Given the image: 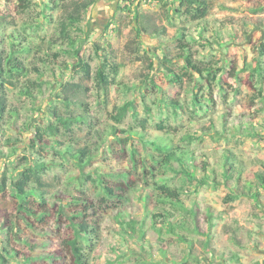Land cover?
Instances as JSON below:
<instances>
[{"label": "rangeland", "instance_id": "374dc122", "mask_svg": "<svg viewBox=\"0 0 264 264\" xmlns=\"http://www.w3.org/2000/svg\"><path fill=\"white\" fill-rule=\"evenodd\" d=\"M45 1L31 0V7L22 11L19 0H0V14L11 15L17 28H25L34 41L44 40L54 34L52 22L42 19ZM135 1L153 25L167 27L169 36L165 44L149 34L141 36L140 47L149 51L147 57L155 60V64L149 68V59L146 56L141 58L132 52L129 41L135 33L134 24L131 23L132 15L119 8L120 5H124L122 0H98L84 15V20L80 23L82 30L77 34L81 35L79 42L81 54L90 58L92 70L99 67L104 56H109L120 64L115 80L108 87L107 96L97 94L93 79L85 78L78 70L70 68L64 73L59 68L54 72L47 69L43 77L46 81L43 83V91L36 100V105L42 110L39 112L29 110L26 118L21 113L20 119H17L18 125L24 119H31L35 124L42 119L41 117L47 118L51 104H56L58 109L65 111L64 105L55 99L54 92H60L61 84L67 80L74 81L83 83V86L88 88L85 91L82 86L79 92L89 105L88 113L92 121L74 129L79 145L96 146L93 129L107 128L111 125L122 129L133 127L145 131L146 137L150 139L159 137L195 152L196 166L193 168L194 164H191L190 169L197 179L207 173L221 182L224 181L221 172L227 168V165L223 166L225 150H230L237 158L242 159L249 173L264 170V138L241 136L235 130L230 134L224 130V125H230L236 115L254 113L256 114L254 125L258 131L263 132L264 110L258 109L261 106L260 97L264 95V73L262 76L251 73L261 56L264 28L244 30L239 18L248 13L246 7L254 5L264 7V0H212L209 19L221 27L219 42L212 41L213 44L203 50L196 41H192L190 49L193 59L200 65L209 66L213 63L212 65L219 67V70L214 71V78L207 76L206 73L201 78L198 75L191 76L189 71L184 73L183 59L173 58L169 64L182 77L180 85L169 83L156 56L164 52L163 47H168L174 57L180 52L175 42L168 40L178 27L190 26V20L186 16L172 13V9L179 4L178 0ZM167 11L173 25L166 19ZM29 22L32 24H26ZM64 57L70 62L75 59L73 55L64 54ZM262 59L264 64V56ZM36 74L32 68L29 75L35 77ZM194 95L200 102H193ZM169 99L179 102L181 107L168 104ZM9 100L15 101L14 92L9 93ZM23 101L27 104L26 100ZM125 102H131L132 105L128 107L122 122L117 123L109 115L114 111V107ZM209 119H212L215 127L220 130V136L206 134L201 130L209 124ZM32 129L23 131L20 128L8 129L0 126V178L4 173L9 176L14 168L7 156L12 152V148L5 142V138L12 135L24 140V143L16 142L17 146L14 148L16 153L21 155L24 145H28L33 137ZM189 136L193 138L189 139ZM114 140V137H109L96 151L97 156L82 170L73 159L69 158L62 162L54 150L40 146L36 148L50 165V169L44 175V179L50 183L49 193L63 189L74 194L83 193L99 208L101 231L94 248L88 251L91 264H176L184 260L195 262L194 257L185 259L189 253L187 245L174 240L175 238L168 233L159 236L148 229L146 235L148 242L141 243L131 237L124 238L113 230L116 223L108 222V217L114 205L102 201L99 189L91 181H85L83 176L84 174L96 176L98 171L107 172L109 169L131 168L129 150L122 149ZM130 145L138 149L137 157H147L146 154L152 150L150 146L145 148L135 138L131 140ZM31 151L28 147L27 153ZM153 153L159 156L156 151ZM201 160L207 162L206 171L200 168ZM140 175L139 171L130 175V183L136 188L141 186L149 188L151 181L147 180L145 183L140 179ZM168 177L167 182L172 185H181L185 181L171 172ZM187 184L189 186L184 187L183 198L190 205L193 202L197 204L200 231L203 233L208 231L213 235L210 244L217 254L216 257L211 251L201 254L203 251L201 243L206 236L189 234L188 238L192 239L193 248L199 255L198 264H217L223 253L235 255L234 258L224 256L223 264H264V190L259 189L260 201L249 196L230 200L235 191L226 188L224 184L199 185L197 181ZM14 196L11 189L0 195V225L17 201ZM138 203L139 201L135 200L134 207H138L135 211L139 218L142 215V208ZM207 207H210L217 216L211 231L208 230L203 217V211ZM5 233L0 226V242L5 241ZM48 235L50 242L44 249L57 248L56 242L60 235L51 232ZM170 252L172 254H169Z\"/></svg>", "mask_w": 264, "mask_h": 264}, {"label": "trees", "instance_id": "16d2710c", "mask_svg": "<svg viewBox=\"0 0 264 264\" xmlns=\"http://www.w3.org/2000/svg\"><path fill=\"white\" fill-rule=\"evenodd\" d=\"M97 1L46 0L42 9V19L52 22L54 34L40 41L30 38L25 28H17L11 15L0 14V45H2L0 46V126L8 129L20 128L23 131L33 128L31 131L33 137L28 145H24L21 155L17 154L14 148L17 146L16 142L24 143V140L12 135L5 138V142L12 148V152L7 156L14 168L9 176L4 173L0 178V195L6 193L7 189H11L17 201L14 202V207L0 225L2 230L6 231L5 241L0 242V264L39 262L91 264L88 251L94 248L101 231L99 208L83 193L74 194L66 189L49 193L50 183L44 179V175L50 169V165L36 148L40 146L54 150L62 162L69 158L73 159L82 170L97 156L98 148L102 147V144L111 136L114 137L115 143L122 146V149L129 150L131 168L98 171L96 176L84 174L83 178L85 181H91L99 189L102 201L105 200L114 205L109 213L108 222L116 223L113 228L115 233L124 238L131 237L141 243L148 242L146 239L148 229L159 236L168 233L175 238L174 240L187 245L189 253L185 259L195 258V262L192 263L184 260L176 264H198L199 255L193 248L192 239L188 238L189 234L206 236L201 243L203 247L201 254H206L207 251L216 254V251L210 244L213 235L208 231L206 233L200 231L197 204L193 202L190 205L183 198L184 187L189 186L187 183L192 184L195 181L199 185L224 184L226 188L235 191L230 200L249 196L260 201L259 189L264 190V170L249 173L242 159L237 158L230 150H225L223 166L227 165V168L221 172L224 181L221 182L220 179L207 173L197 179L190 169L191 164H194L193 168L196 166L195 152L159 137L150 139L146 137L145 131L136 130L133 127L122 129L111 125L107 128L93 129L96 146L79 145L74 129L90 124L92 121L88 113L89 105L79 92L83 83L74 81L67 80L61 84L60 92H54L55 99L64 105L65 111L62 112L56 104H51L47 118L43 116L35 124L31 119H24L19 125L17 123L21 113L26 118L29 110L35 112L42 110L36 105V100L43 91V83L46 82L43 77L47 69L54 72L56 68H59L64 73L70 68L78 70L85 78L93 79L97 94L107 96L108 87L115 80L120 64L109 56H104L99 67L92 70L90 58L81 54L79 47L81 35L77 34L82 30L80 23L84 20V15ZM122 2L124 5H120L119 8L132 15L131 23L134 24L135 33L129 45L135 55L141 58L148 56L149 51L140 47L142 34H149L162 44L167 43L169 35L165 25H153L147 14L140 9L137 1L122 0ZM178 2V6L172 9V13L186 16L191 24L187 27H178L172 38L168 40L175 42L180 52L174 57L168 47H163L164 52L156 56V60L163 68L167 80L172 84L180 85L182 82V77L169 64L173 58L183 59L182 68L185 74L189 71V75H198L201 78L206 73L207 76L214 78V71L219 70V67L212 65L213 63L209 66L200 65L193 59L190 49L192 41H196L203 50L211 46L212 41L219 42L221 27L209 19L213 1L178 0ZM19 6L22 11H26L31 7V0H19ZM246 8L248 13L239 18L244 30L245 28H264L263 5ZM166 19L170 25H173L169 11L166 13ZM64 54L73 55L74 61L70 62ZM260 55L251 73L257 76H262L264 73L262 63L264 43H261ZM28 56L31 57L28 58ZM149 57L147 58L150 68L155 64V60ZM32 68L37 72L35 77L29 75ZM84 90L87 91L88 88L84 87ZM10 92H14L15 101L9 100ZM23 100H26L27 104ZM193 102H200V99L194 95ZM168 104L181 107L180 103L174 99H169ZM260 104L258 111L264 110V95L260 97ZM131 105V102H125L121 106H116L109 116L120 123ZM255 118L254 113L236 115L230 123L231 126L224 125V130L230 134H233L235 130L241 136L264 138V123L262 124L263 132L258 131L254 125ZM208 122L209 124L201 130L206 134L220 136V130L215 127L213 120L209 119ZM133 138L145 148L150 146L159 156L153 155L151 150L146 154L147 157H137L138 149L130 145ZM192 138L189 136V139ZM28 147L32 150L29 153H27ZM207 166L206 161H200L202 171H206ZM137 171L141 173L139 177L145 183L148 182L147 180L151 181L149 188L142 186L136 188L130 183V175ZM169 172L180 176L185 181L181 185L169 184L167 182ZM135 200L139 201L138 206L142 208V215L139 218L135 211L138 207H134ZM203 213L207 228L211 231L217 216L210 207H207ZM49 232L57 233L60 237L56 242L57 248L46 250L44 248L50 242ZM223 254L217 264L225 262L224 256L235 257L232 253ZM214 256L216 257L217 254Z\"/></svg>", "mask_w": 264, "mask_h": 264}]
</instances>
